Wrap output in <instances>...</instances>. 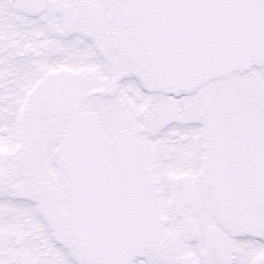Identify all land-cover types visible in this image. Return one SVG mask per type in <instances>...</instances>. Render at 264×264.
<instances>
[{
    "label": "snow or ice",
    "instance_id": "1",
    "mask_svg": "<svg viewBox=\"0 0 264 264\" xmlns=\"http://www.w3.org/2000/svg\"><path fill=\"white\" fill-rule=\"evenodd\" d=\"M0 264H264V0H0Z\"/></svg>",
    "mask_w": 264,
    "mask_h": 264
}]
</instances>
